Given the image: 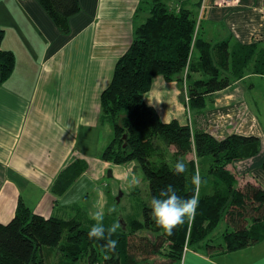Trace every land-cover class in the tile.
<instances>
[{
    "label": "crops",
    "instance_id": "obj_1",
    "mask_svg": "<svg viewBox=\"0 0 264 264\" xmlns=\"http://www.w3.org/2000/svg\"><path fill=\"white\" fill-rule=\"evenodd\" d=\"M78 1L80 10L62 33L37 0H0L1 48L16 58L12 74L0 82L1 223L14 218L21 201L46 218L95 220L79 203L110 165L102 154L113 130L101 119V99L118 60L149 18V0ZM172 3L195 14L197 32L206 40L264 48V0ZM178 78L157 77L145 101L164 122L178 120L192 132L205 130L218 140L232 134L257 137V152L227 169L239 187L253 183L264 189V76L235 81L200 111L190 108L186 82ZM227 227L222 222L216 235ZM179 264H264V239L231 253L188 248Z\"/></svg>",
    "mask_w": 264,
    "mask_h": 264
},
{
    "label": "trees",
    "instance_id": "obj_2",
    "mask_svg": "<svg viewBox=\"0 0 264 264\" xmlns=\"http://www.w3.org/2000/svg\"><path fill=\"white\" fill-rule=\"evenodd\" d=\"M37 1L62 33L68 32L70 17L80 10L78 0ZM172 1L147 2L149 18L137 28L132 45L118 60L113 80L102 95L101 119L112 126L114 133L102 159L117 164L137 161L149 183L150 200L168 184L175 186L178 195L191 196L195 191L192 176L199 171L202 183L195 218H185L168 235L144 204V219L133 223L131 234H109L105 228V238L97 240L89 239L91 229H83L77 220L46 218L21 201L14 218L8 223L0 222V264H43L39 254L45 247L63 248L62 239L67 232L66 248L71 251L76 248L82 252L87 247L101 253L112 251L113 260L106 259L104 264H120L121 257L133 264L138 257L151 259L161 253L167 242L173 263L179 264L188 248L231 253L264 239V189L253 183L239 187L235 175L227 169L228 164L257 152L259 139L232 134L218 140L205 130L192 132L190 125L178 120L164 122L144 98L157 77L166 81L179 77L181 84L186 82L190 108L203 110L215 92L227 89L248 74L264 76V48L231 39H204L197 32L195 14ZM3 39L4 30L0 29L1 81L12 74L16 63L14 52L1 48ZM124 137L128 141L121 146ZM157 140L174 149L173 160L153 161L154 153L160 149ZM192 153L197 160L189 159ZM179 159L187 163V170L177 175L174 165ZM80 173L77 171L76 175ZM222 222H226L227 230L216 235ZM144 230L161 234L138 237L137 233ZM212 234L215 238L221 235L219 245L213 242ZM109 239L118 241L114 251L107 243Z\"/></svg>",
    "mask_w": 264,
    "mask_h": 264
},
{
    "label": "rangeland",
    "instance_id": "obj_3",
    "mask_svg": "<svg viewBox=\"0 0 264 264\" xmlns=\"http://www.w3.org/2000/svg\"><path fill=\"white\" fill-rule=\"evenodd\" d=\"M106 129L109 128L107 127ZM113 135L114 133H112L110 140H112ZM121 141V146H126L128 141L127 138L124 137ZM157 144L160 146V149L154 153V162L159 163L160 161L174 159L175 153L173 148L167 147L160 140H157ZM116 148L119 149L118 145ZM109 163L108 171L101 178L95 177L94 188L89 189L91 191L89 197L83 199L82 202L79 203V206L86 212V216L88 217H92L94 212H101L103 214L102 222L105 228L109 229L115 225L116 231L114 233L126 237L132 233L133 223L136 221H143L144 219V204L149 206L150 202L149 183L137 161H129L123 164H117L115 162ZM100 193L104 194V200L100 198ZM109 209L112 210L109 211ZM120 216L123 217V220L127 224V230H123L124 228L120 226ZM77 221L81 224L83 229H91L96 223V220L89 222ZM160 234L161 233L153 234L146 230L137 233L138 237L153 238L158 237ZM211 236L215 238L216 235L212 234ZM67 239L68 232L62 239L63 248L45 247L43 253L39 254L40 259L39 257L38 259L43 264H104L106 259L109 262L113 260L114 254L112 251H104L101 253L89 247L84 248L82 252L75 247V249L71 251V249L66 248ZM207 240L208 239H206V241ZM82 246L85 247L86 244ZM120 260V264H133L123 257H121ZM173 261L170 255L169 243L167 242L159 255L147 260L138 257L137 263L135 264H178L176 262L173 263Z\"/></svg>",
    "mask_w": 264,
    "mask_h": 264
},
{
    "label": "clouds",
    "instance_id": "obj_4",
    "mask_svg": "<svg viewBox=\"0 0 264 264\" xmlns=\"http://www.w3.org/2000/svg\"><path fill=\"white\" fill-rule=\"evenodd\" d=\"M186 170L187 163L183 159L177 160L174 165L175 174L185 173ZM192 183L195 185V191L189 197L178 195L175 186L168 184L161 190L159 196H153L149 202L152 217L158 225L166 230L168 235H172L174 228L177 225L183 224L185 218H195L200 203L199 188L202 183L199 171L192 176ZM111 210L109 209V211ZM92 217L96 220V223L88 232L89 239L95 238L100 240L105 238L106 229L102 222L103 214L97 211L92 214ZM107 231L109 234L114 233L116 226L113 225ZM107 243L114 251L118 241L109 239Z\"/></svg>",
    "mask_w": 264,
    "mask_h": 264
},
{
    "label": "water",
    "instance_id": "obj_5",
    "mask_svg": "<svg viewBox=\"0 0 264 264\" xmlns=\"http://www.w3.org/2000/svg\"><path fill=\"white\" fill-rule=\"evenodd\" d=\"M1 78H2V75H1V71H0V82H1ZM121 123H122V121L119 122V124H121ZM110 176H111V173H110ZM120 195H122V194H120ZM119 224H120L124 229H126L127 224L125 223V221L123 220V217H121V216H120V218H119Z\"/></svg>",
    "mask_w": 264,
    "mask_h": 264
}]
</instances>
